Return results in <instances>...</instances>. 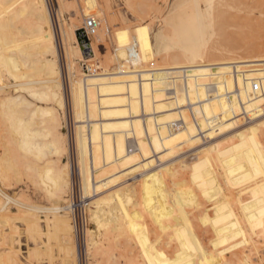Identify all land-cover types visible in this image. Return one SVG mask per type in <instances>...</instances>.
Wrapping results in <instances>:
<instances>
[{"label":"bare ground","instance_id":"1","mask_svg":"<svg viewBox=\"0 0 264 264\" xmlns=\"http://www.w3.org/2000/svg\"><path fill=\"white\" fill-rule=\"evenodd\" d=\"M63 1L59 0V8ZM196 1L195 12L185 11L182 17L187 54L170 51L161 60L164 65L199 66L177 71L148 67L144 58H151L149 51L136 35L120 29L115 34L120 41L113 54L115 73L97 72L92 85L78 74L74 62L96 60L99 67L97 49L85 39L84 27L68 29L62 14L57 15L80 181L84 193L96 196L94 208H85L95 224L94 229L87 228L84 240L92 264L98 263L101 251L110 253L119 239L124 240L123 264H255L250 252L259 243L264 246V42L256 43L264 34V8L258 17L251 8L241 18L248 22L251 35L241 47L245 55L231 45L220 52L219 43L220 47L214 45L219 51H211L212 46L202 53L204 35L219 24L224 3ZM251 3L259 7L263 0ZM98 16L102 31L89 37L101 43L107 24L104 14ZM75 17L77 21L80 16ZM54 25L47 0H0V119L8 142L0 157V178L4 183L12 171L26 174L52 199L47 208L53 213L46 220L48 234L55 231L61 236L65 264H76L73 175L65 158L70 143L62 113L67 107L66 84ZM255 34L261 35L254 38ZM89 87L95 94L94 107ZM163 116L168 119L161 124ZM94 124L99 129L97 140L91 132ZM117 135H122L120 150L110 146ZM131 175L135 181L126 184L123 178ZM1 194L11 198L0 188ZM28 207V230L42 234L35 212L42 207ZM9 214L0 196V218ZM190 221L201 230L209 227L219 250L209 252ZM149 226L156 233L154 241L149 240ZM222 248L227 254L220 252ZM255 262L264 264V255ZM0 264H23L18 245L12 243L6 255L0 253Z\"/></svg>","mask_w":264,"mask_h":264},{"label":"rangeland","instance_id":"2","mask_svg":"<svg viewBox=\"0 0 264 264\" xmlns=\"http://www.w3.org/2000/svg\"><path fill=\"white\" fill-rule=\"evenodd\" d=\"M213 1L215 0H209L208 3L210 2L213 4L214 3ZM230 1L231 0L229 1L223 0L222 3L224 4L221 5L220 8L221 10L218 8L216 9V10H220L219 13L223 11L221 13L222 15L219 14L220 15L219 19L221 20H219V24L216 25L217 27L215 26L214 30L210 29L204 35L203 44L201 47L202 53L207 52L208 49L211 50L212 46L214 45L215 46L221 45V47L219 46L220 47L219 50L222 48L220 52H223V50L225 52L228 48H232L230 47L231 45L235 48H238L236 49V51L239 54L241 55L243 54L244 51L241 49V47L245 46V44L249 42L248 40L250 39L251 35L249 36L250 31L247 24L248 22L246 21L247 17L244 20V22L246 21L245 23H243L242 19H244V16H247L246 11L251 8H253L254 10L256 9L254 11L255 12L254 16L256 15L255 17H258L259 15L258 10L259 9L262 10V8H264L263 7L264 0H263V4L261 3L259 7L255 3H251L252 0L250 1L236 0V2L235 1L230 2ZM47 2L53 16V21L55 24L54 26L56 27L54 28V31L57 38L58 50L59 47L61 50V51L59 50L60 67L62 68V71L64 70L62 72L64 74V75L62 74L64 77L62 76V78L64 79L66 84V90L64 89V96L67 100V107L64 109V111L62 110V113L64 112L63 126L66 131V137L68 138V141L70 143V151L65 158L66 161L70 163L71 172L73 175L72 176L73 190H71V196H70L71 204L73 205L72 206L73 211L71 214L73 221L77 219L80 224H83V228H81L80 230L81 233L79 234L76 230V225H75L76 223L73 222L75 223L74 230H76V240H77L76 242L78 246L77 248L78 255L76 256V264H92L94 260L88 254H87L88 256L86 255V249H85L86 247L84 240H86L87 237V233H86L87 228L94 229L95 224L94 222H90L88 213L86 212L85 208H90V207L94 208V201L96 200V196L93 193L91 194V192L84 193L80 181L81 179L77 164L78 162L77 154L74 147L75 144H73L75 119L73 116V112L71 110V103H70L71 101L69 95L70 92L67 88L65 57L63 54L64 53L63 49L61 48L62 39H61L60 29H58L59 25L57 21V15H59L60 13L62 14L64 22L66 23L68 29L69 28L78 29L84 27L86 24L85 23L86 19L94 16L99 22V26L97 27V33H98L102 31V24H103V21L101 22V19L98 16V14L101 15L104 14L105 17L104 24L105 25L107 24L106 30L103 35L104 40L101 43H99L95 36L91 37V42H93V45L97 49L98 55L96 58L98 59L100 66L96 67L94 65V61L96 62V60L90 62L80 59L74 62L75 69L78 67L76 69L78 74L85 75V78L87 79L89 85H92L93 78L95 77L97 72L105 73L106 71H109L110 74L115 73L117 68L116 66L117 62L114 61L113 54H115V50L118 44H120L119 38L117 35L115 36V34L117 30L120 29L125 30L127 33L136 35L139 42L142 44V47L149 51L151 58L150 59L144 58L145 65L147 64L146 66H148L149 64L148 67H152L150 65L154 64V66L157 65L160 68L166 66L167 69L177 71V69L183 67H193L196 65L199 66L198 64L195 63H177V64L164 65L165 61L163 62V60H161L162 55H165L170 51H172L171 55H173L174 52L176 54L179 53L180 54L184 53V55L187 54V51L184 52L183 50L184 47L183 42L186 34L185 32L186 29L182 26L183 23L182 17L185 15L184 13L185 11H189L191 13L195 12V5L197 1L196 0H64L60 8H59V0H47ZM217 3L221 4V0H219ZM217 3L215 1L214 4L217 5ZM232 3L234 4V6L232 5ZM200 4L204 8L207 7V2L205 1H200ZM247 5L249 6V8H246ZM219 6L220 5H218L217 7ZM76 15L80 16L79 18H77V21L74 19L76 18L75 17ZM235 15L237 16L240 15V19L238 17L237 22L236 20L235 21L233 20V17ZM165 28L168 29V31ZM163 30L166 32H164ZM241 30L243 34L242 32H240ZM247 31L249 32L247 33ZM245 32L247 33L246 35H244ZM262 33H264V31ZM261 34H257V35H261ZM257 35L255 34L254 38H256ZM239 36H241L242 38ZM260 37L258 36L260 40L257 39V42L255 39L256 43L258 42L260 43L261 40L262 43L264 42V34L261 35ZM228 39L229 40L231 39L230 42ZM241 41H243L244 43L242 42L243 43L242 44ZM218 43L219 45H217ZM98 44L100 46H98ZM215 46L214 49L212 48L213 50L211 51H214L215 49L216 51H219L218 47ZM223 46H225V48L227 47L226 50ZM245 54L246 53L244 52L243 55ZM110 55L112 56V59ZM209 58L210 56L205 59L207 60ZM208 64L211 63L208 62ZM7 81L11 85L14 82L13 80H7ZM88 92L90 93L89 103L91 106L94 107L96 102L95 94L92 88L90 87L88 88ZM24 94L26 93L24 92ZM92 113L94 114V116H96L94 109L92 110ZM167 119H168L167 116L161 117V122H162L161 124H163ZM96 125L97 124H94V127L92 128L91 131L93 135V139L95 140H97L99 137V129L96 127ZM118 128L122 129L123 126L118 124ZM139 129L140 127L137 125L136 131H139ZM161 131L163 133H166L165 127H163ZM115 137H116L115 142H110V146L112 144H115L117 148L120 150L121 146L123 145L122 135H117ZM142 141L143 139L141 140V142ZM7 144L8 142L6 137V131L4 130L0 119V157L1 158L3 157L2 153L5 152L4 149L7 148ZM191 158L193 159V156L190 157L189 159ZM8 176H9V178L7 177L8 180L7 181L4 180L5 181L4 183L0 178V188L11 197L8 199L7 196H5L4 194L0 195L2 198V202H5L6 204V209L10 211L8 217L6 216L4 218H0L2 219V222H0V253L6 255L10 250L11 244L15 243L16 245H18V256L23 264H65L63 253L61 251V246H60L62 244L61 242H63L61 236L57 234L55 231L51 232V234L50 233L48 234V230L50 228L47 227L46 220L47 217H51L53 213L47 211V208L53 205L52 199L50 200L44 194V191L36 188L34 186V183L31 181L30 178L27 177L26 174L23 173L17 174L15 172L13 173L12 171L11 174L8 173ZM131 176H128L127 178H123L126 179V184L127 182L129 183L131 181H135L133 176L132 178ZM137 178H139V176ZM121 180L120 183H125V180L122 181ZM66 198L69 199V196ZM28 205H36L42 207L39 210H35V212H37L40 217L39 221L44 231L42 234L37 232H30L28 230L27 226H28L29 218L27 217L29 215L27 211H30ZM210 207L211 206H209V204L206 205L207 209H210ZM190 225L192 226V231L195 233L197 239L200 241V243H202L204 246L207 247L209 252H215L216 250H219V247H216L213 244L214 238L212 237L213 234L209 230V227L204 230H201L197 226L196 221H190ZM82 230H83V234H82ZM148 234L150 235L149 240L154 241L156 238V233L153 231L151 226H149ZM4 235L6 237H4ZM162 238L164 239L165 237ZM256 240H258V238H256ZM259 245L260 247L257 250H253L250 252L251 257L254 260L253 263L255 264H256L255 258L259 255H264V246H262V244L260 243ZM33 250H37V253L34 254ZM80 250H81V256L79 255ZM123 250H124V240L119 239V241L116 242V244L112 247L110 253L105 255V252L101 251V254L98 255L99 256L98 263L96 264H123V259L120 255ZM220 252L227 254V251H225L223 248L221 249Z\"/></svg>","mask_w":264,"mask_h":264},{"label":"built area","instance_id":"3","mask_svg":"<svg viewBox=\"0 0 264 264\" xmlns=\"http://www.w3.org/2000/svg\"><path fill=\"white\" fill-rule=\"evenodd\" d=\"M97 26H98V22H97V20L94 17H90V18H88L86 20V24H85V26L83 28V32L82 33H84L83 35H84L85 39L88 38V42L91 41L89 36L91 34L95 33V31L97 30ZM254 89L256 91L260 90V84L254 83ZM263 107H264V104H263ZM75 223H76V230L80 234L81 233L80 230H81V228H83V224H80L77 219H75ZM82 234H83V230H82Z\"/></svg>","mask_w":264,"mask_h":264}]
</instances>
